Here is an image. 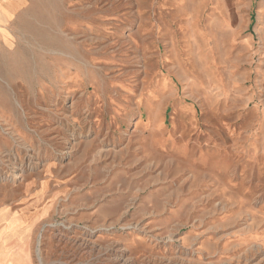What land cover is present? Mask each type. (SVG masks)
<instances>
[{
    "label": "rangeland",
    "instance_id": "rangeland-1",
    "mask_svg": "<svg viewBox=\"0 0 264 264\" xmlns=\"http://www.w3.org/2000/svg\"><path fill=\"white\" fill-rule=\"evenodd\" d=\"M263 35L264 0H25L0 264H264Z\"/></svg>",
    "mask_w": 264,
    "mask_h": 264
},
{
    "label": "crops",
    "instance_id": "crops-1",
    "mask_svg": "<svg viewBox=\"0 0 264 264\" xmlns=\"http://www.w3.org/2000/svg\"><path fill=\"white\" fill-rule=\"evenodd\" d=\"M23 3H25V0H0V28L9 27L12 13ZM10 249L14 251L16 257L19 259V264H31L29 250L24 244L18 243V245Z\"/></svg>",
    "mask_w": 264,
    "mask_h": 264
},
{
    "label": "bare ground",
    "instance_id": "bare-ground-1",
    "mask_svg": "<svg viewBox=\"0 0 264 264\" xmlns=\"http://www.w3.org/2000/svg\"><path fill=\"white\" fill-rule=\"evenodd\" d=\"M264 36V35H263ZM12 226V225H11ZM11 231V230H10ZM2 236V235H1ZM4 236H6V235H4ZM8 236V235H7ZM3 237V236H2ZM5 242V241H4Z\"/></svg>",
    "mask_w": 264,
    "mask_h": 264
}]
</instances>
